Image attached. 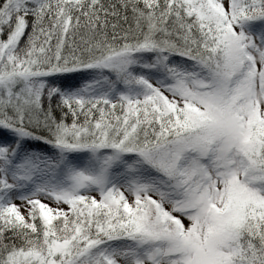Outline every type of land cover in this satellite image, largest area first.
<instances>
[{
	"label": "snow or ice",
	"instance_id": "6c2138e0",
	"mask_svg": "<svg viewBox=\"0 0 264 264\" xmlns=\"http://www.w3.org/2000/svg\"><path fill=\"white\" fill-rule=\"evenodd\" d=\"M0 264H264V0H0Z\"/></svg>",
	"mask_w": 264,
	"mask_h": 264
}]
</instances>
